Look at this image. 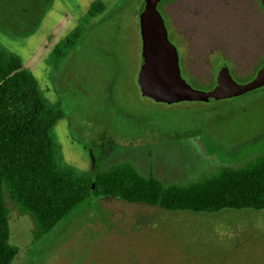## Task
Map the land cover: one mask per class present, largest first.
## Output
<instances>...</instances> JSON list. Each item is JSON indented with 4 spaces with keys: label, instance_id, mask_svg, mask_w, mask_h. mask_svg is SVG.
I'll return each instance as SVG.
<instances>
[{
    "label": "rangeland",
    "instance_id": "1",
    "mask_svg": "<svg viewBox=\"0 0 264 264\" xmlns=\"http://www.w3.org/2000/svg\"><path fill=\"white\" fill-rule=\"evenodd\" d=\"M101 1V14L90 17ZM143 0H0V46L18 56L42 98L58 105L65 163L91 172L130 163L164 186H188L264 154V87L215 103H156L137 84ZM160 5V4H159ZM158 5V8H159ZM160 10L180 73L206 92L226 65L239 85L264 64L259 0H166ZM83 33L57 70L54 46ZM13 264H264V211L170 212L90 198L35 242L4 189Z\"/></svg>",
    "mask_w": 264,
    "mask_h": 264
},
{
    "label": "trees",
    "instance_id": "2",
    "mask_svg": "<svg viewBox=\"0 0 264 264\" xmlns=\"http://www.w3.org/2000/svg\"><path fill=\"white\" fill-rule=\"evenodd\" d=\"M104 9L96 1L89 16ZM82 33L76 28L54 46L51 60L57 70ZM60 118L58 105L42 98L21 59L0 46V264H13L18 254L10 244L4 189L19 213L33 219L35 242L90 198L193 214L264 211V154L240 168H220L188 186H164L140 175L130 163L102 170L98 160L91 172H80L65 163L54 133Z\"/></svg>",
    "mask_w": 264,
    "mask_h": 264
},
{
    "label": "water",
    "instance_id": "3",
    "mask_svg": "<svg viewBox=\"0 0 264 264\" xmlns=\"http://www.w3.org/2000/svg\"><path fill=\"white\" fill-rule=\"evenodd\" d=\"M164 0H143L138 10L141 58L137 84L141 94L156 103H215L241 97L264 87V64L245 85L237 84L224 65L218 72L214 87L206 92L189 86L182 78L177 49L157 7ZM264 12V0H259Z\"/></svg>",
    "mask_w": 264,
    "mask_h": 264
},
{
    "label": "flooded vegetation",
    "instance_id": "4",
    "mask_svg": "<svg viewBox=\"0 0 264 264\" xmlns=\"http://www.w3.org/2000/svg\"><path fill=\"white\" fill-rule=\"evenodd\" d=\"M159 4L161 5V2H160ZM159 4H158V5H159ZM160 5H159V8L157 7V9H158L160 15L162 16V18H163V20H164L165 16H164L163 12L160 10Z\"/></svg>",
    "mask_w": 264,
    "mask_h": 264
}]
</instances>
